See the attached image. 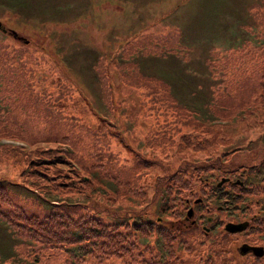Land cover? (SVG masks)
Returning <instances> with one entry per match:
<instances>
[{
    "label": "rangeland",
    "instance_id": "374dc122",
    "mask_svg": "<svg viewBox=\"0 0 264 264\" xmlns=\"http://www.w3.org/2000/svg\"><path fill=\"white\" fill-rule=\"evenodd\" d=\"M10 1L12 4L0 0V19L8 27L15 28L30 38L26 47L36 54H43L47 59V62L36 65L37 74L47 77L52 67L55 69L49 74L54 80L52 88L57 83L65 85L60 86L62 99L58 103L60 108L63 107L61 109L64 115L53 118L62 119L60 125L64 131H61L72 135L74 139L61 135L56 136L54 142L43 141L37 144L35 140L41 137L40 134L46 128L43 120L37 125L26 126L25 131L32 132L33 136L30 138L35 139L33 141H22L18 136L9 135L0 136L1 141H14L26 146L34 143L40 146L49 144V154L61 149L73 150L75 146V154L84 159L81 162L83 165L98 164L95 162L94 151L98 146L102 147L97 143L101 137L95 138L92 130L100 134L99 129L103 126L97 124L96 113H105L106 108L117 97L123 103L121 107H116V115L112 120L120 131L127 129V133L120 134L122 144L120 141L116 143L117 152L102 156L107 160L104 172L127 181L132 189L138 187L140 191L143 190L145 200L150 199L148 206L145 203V210L152 212L158 204V195H153V188L160 185L159 181H154L156 173H162L161 170L166 168V171H171L179 162H188L192 158L190 144L181 146L180 142L181 139L193 138L189 135L198 127L193 124V112L182 104L187 122H179L178 118L176 126L164 133L156 127L162 117L148 125L147 118L139 115L141 110L138 106L139 98L135 101L136 91L130 90L126 81L124 84L119 79L125 80L124 75L130 73L132 67H136V64L133 65L136 62L146 77L139 78L140 80L134 78L136 82L133 81L131 86L145 88L152 99L159 103L158 107L164 109V112H160L162 116L168 112V101L171 99L167 100L161 94L155 97L145 81L152 82L157 78L164 80L172 96L177 97L180 102L209 109L208 112L194 114L213 124L208 125L205 130L209 131L208 141L212 154L222 152L225 148H229L232 153L235 152L231 151L235 147L259 142L258 134L264 132V111L255 114L257 119L250 123L245 112L258 107L260 101L264 102V26L253 18L250 8V4H264V0ZM56 7L62 9L56 10ZM168 29L179 32L177 45L173 49L163 37V41L151 40L152 37H161V33ZM139 36H145V54H134L129 49L131 52L126 53L129 57L125 56L123 47L129 46ZM0 41L21 45L18 39L1 31ZM115 58L126 60L129 68L117 66L116 73L110 61ZM105 69H109L113 76H110V81ZM154 88L162 92V86L157 84V80ZM125 90L130 91L125 93ZM0 97V119L12 112L21 117L27 116L28 111L36 107L32 99H27L22 94H11L10 90L0 92ZM212 105H216L213 110ZM262 106L264 110V104ZM39 114L44 116L43 113ZM243 117L246 125L242 124ZM66 121L70 123L67 129ZM227 124L236 125L229 131ZM106 144L108 146V140ZM135 152L138 156L154 153V156L159 155L162 159H153L150 167H140L133 173L134 168L129 162L135 161ZM205 152V147L198 148L199 156H203ZM72 164L77 168L73 161ZM11 173V166L7 162H0V174ZM134 176L137 187L130 182ZM181 183L182 187L177 186L170 193L172 200H179L183 195L190 194L191 182ZM198 188L201 187L198 185ZM13 190L18 197L27 195L18 185ZM100 197L104 198L105 195ZM120 197L127 199L113 198L112 201L127 205L134 203L129 199L133 197L123 194ZM20 199L25 201L21 197ZM155 235L154 226L145 233V237L150 240ZM201 236L202 233L193 229L186 233L187 242L183 243L185 248L177 249L179 258L183 260L178 258L174 260L175 264L203 263L206 242L203 240L200 243ZM221 239L223 241L217 240L214 246L229 248L230 241L225 243L224 238ZM15 241L11 231L0 222V248L3 252L15 251L18 245ZM231 246L233 247V243ZM232 252L236 253L234 249ZM236 261L231 264H238L239 259Z\"/></svg>",
    "mask_w": 264,
    "mask_h": 264
},
{
    "label": "trees",
    "instance_id": "16d2710c",
    "mask_svg": "<svg viewBox=\"0 0 264 264\" xmlns=\"http://www.w3.org/2000/svg\"><path fill=\"white\" fill-rule=\"evenodd\" d=\"M4 1L12 4L10 0ZM250 8L253 18L264 26V4H250ZM61 9L56 7V10ZM178 34V31L169 29L162 32L161 37H152L151 40L164 38L173 49L177 45ZM145 36H139L133 41L134 54L138 52L145 54ZM26 44L21 42L18 46L0 41V92L10 90L11 94H22L27 99H32L36 107L32 111L29 110L24 117L16 112L2 117L0 136L13 135L28 142L33 141L35 139L30 138L33 136L32 132L25 131L26 126L37 125L44 120L46 128L40 134L41 137L35 140L37 144L43 141L54 142L56 136L61 135L73 140L72 135L62 132L64 131L60 125L62 119L53 118L64 115L61 109L63 107L60 108L58 103L61 102L59 99H62L60 86L65 85L57 83L54 89L52 88L54 80L49 75L55 70L52 67L47 77H40V74H37L36 65L47 62V59L43 54H36L27 48ZM159 46L163 47L161 43ZM127 52L131 50L124 48L123 53L129 57ZM101 60L104 62L103 57ZM125 62L126 60L116 58L111 64L129 68ZM134 64L136 67H132L131 72L124 75L126 79H122V82L126 81L128 88L136 91L135 101L139 98L138 106L141 110L139 115L147 118L148 125L162 117V121L158 122L156 127L164 133L172 126H176L178 118L179 122H187V116L184 115L185 107L181 104L193 112V124L198 128L189 135L193 138L181 139L180 142L181 146L190 144L192 158L188 162L185 160L179 162L171 171H166V168L161 170L162 173L160 171L156 173L157 180L154 181H159L160 185L153 188V195H158V204L155 210L147 212L145 203L148 206L150 199L145 200L143 190L140 191L137 187L136 176L130 182L137 188L132 189L127 181H121L118 176L104 172L107 160L102 156L117 152L116 143L120 141L122 144L120 134L127 133V129L120 131L112 120L116 115V107H121L123 103L117 97L106 108L105 113L96 115L97 124L103 126L99 129L100 134L92 130L95 138L101 137L97 143L102 147L94 149L95 162L98 164L83 165L81 162L84 159L81 155L75 154V146L73 150L61 149L57 153L49 154L51 150L49 144L40 146L34 143L26 146L0 141V162H7L12 168L10 175L0 174V222L11 231L16 238L15 243H18L16 250L11 253H5L0 248V264H175L174 260H177L180 254L177 253V249L185 248L183 245L187 242L185 235L191 229L202 233L200 243L205 240L207 250L210 233H205L197 218L195 222L184 221V215L187 206L193 202L198 209L204 208L206 203L204 196L203 203L196 202L194 198L203 194L207 171L212 163L220 162L211 156L209 131H205L208 125L213 124L195 115L208 112L209 109L192 107L180 102L177 97L172 96L164 80L160 81L157 78L152 82L145 81V85L149 86L150 93L155 97L161 94L167 100L171 99L168 101L169 107L166 110L168 112L162 116L160 112H164V109L158 107L159 103L152 99L145 88L137 89L131 86L133 81L136 82L134 78L146 77L137 63ZM156 80L157 84L162 86V92L154 88ZM130 90H125V93ZM262 104L264 102L260 101L258 107L246 111V115L249 116L248 123L257 119L255 114L263 113ZM214 106L216 105H212V110ZM39 113H43L44 116ZM241 120L243 125L247 124L244 117ZM227 125L231 131L236 124ZM69 126L70 123L66 121L65 129ZM202 147H205L206 152L199 156L198 148ZM151 155L144 153L138 156L135 152V161L129 162L134 168L133 173L140 167L143 169L150 167L153 159H162L159 155ZM72 161L77 163V168ZM222 164L220 162L218 165L223 166ZM181 182H191L190 194L183 195L182 199L172 200L169 195L175 187H182ZM16 185L27 194L24 197L19 195L25 201L14 193L13 187ZM198 185L201 188H198ZM122 194L133 197L129 199L134 203L127 205L120 201L115 203L112 201L113 198L127 199L120 197ZM101 195L105 197L102 198ZM152 226L156 235L150 240L145 237V233L150 231ZM214 252V264H230L225 260L227 248L218 246ZM209 259L206 251L202 264H211Z\"/></svg>",
    "mask_w": 264,
    "mask_h": 264
},
{
    "label": "flooded vegetation",
    "instance_id": "af4514ba",
    "mask_svg": "<svg viewBox=\"0 0 264 264\" xmlns=\"http://www.w3.org/2000/svg\"><path fill=\"white\" fill-rule=\"evenodd\" d=\"M261 135L264 132L260 133ZM238 156L239 158H235ZM222 162L223 166H220ZM220 162H213L207 178L205 217L208 229L220 234L224 242L230 241L228 262L244 259L247 264L264 263V139L258 143H245ZM224 167V168H221ZM221 177L223 182L219 183ZM201 202V201H200ZM247 220L243 229L230 231L224 227L227 221ZM215 240L214 238H212ZM233 243V247L231 246ZM263 245L257 253L239 245ZM248 248V247H247ZM235 252H232V250ZM217 250V248H215ZM214 264L215 252H208Z\"/></svg>",
    "mask_w": 264,
    "mask_h": 264
},
{
    "label": "water",
    "instance_id": "95a60500",
    "mask_svg": "<svg viewBox=\"0 0 264 264\" xmlns=\"http://www.w3.org/2000/svg\"><path fill=\"white\" fill-rule=\"evenodd\" d=\"M0 26H1V22H0ZM1 29H2V30H4V31L6 30V29H5V27H3V26H2V28H1ZM9 32H10V33H12L14 36H17V34H16V32H15V31H13V30H10ZM19 37L21 38V37H23V36H19ZM234 228H235V227H233V229H234Z\"/></svg>",
    "mask_w": 264,
    "mask_h": 264
}]
</instances>
